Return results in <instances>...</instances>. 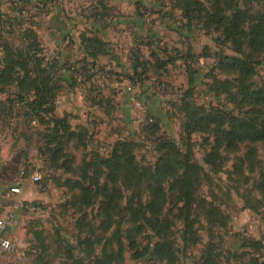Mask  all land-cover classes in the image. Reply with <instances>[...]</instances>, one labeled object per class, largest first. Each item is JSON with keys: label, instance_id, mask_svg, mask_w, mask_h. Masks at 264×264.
I'll return each instance as SVG.
<instances>
[{"label": "rangeland", "instance_id": "rangeland-1", "mask_svg": "<svg viewBox=\"0 0 264 264\" xmlns=\"http://www.w3.org/2000/svg\"><path fill=\"white\" fill-rule=\"evenodd\" d=\"M15 6L9 0H0L5 16L19 15ZM239 6L245 11L235 17ZM18 8L23 9L24 27L34 32L31 41H36L38 47L34 52L43 59V65L48 68L58 61L54 81L60 88L52 113L67 116L70 126L79 133L67 148L75 159L74 168L81 166L84 159L98 158L97 154L109 156L118 140L135 144L137 162L155 165L168 150L160 151V142L174 141L183 152L179 161L186 162V154L191 151L190 161L199 167V190L194 196L193 208L203 205L205 197L221 205L230 216L227 228L214 229L215 241L224 236L228 250L232 248L228 246L242 243L241 238L235 237L237 233L262 238L264 142L217 148L210 133L195 132L190 138L185 124L186 101L181 102V99L194 87L193 99L198 105L226 106L236 113L248 111L252 115H263V106H239L240 97L232 103L227 94L218 95L213 88L218 86L219 80L237 84L236 74L231 67L225 68L229 64L223 59L225 55H235V43L228 39V34L237 35L234 26L242 25V34L237 36L242 43H247L251 25L264 12V0H31ZM96 12L102 15L98 21L93 17ZM83 36H97L105 50L97 61L100 70L94 80L86 83L81 82L84 77L80 72L74 74L68 70L85 58L89 43L84 44ZM12 39L16 44L22 41L20 36ZM154 48L160 62L172 58L174 62L167 68H158L156 58L150 57ZM188 51L200 55L199 63L192 66L198 71L194 74L196 82L191 86V74L178 55V52L187 55ZM137 53L143 65L138 75H134L136 60L133 58ZM259 57L262 64L251 79L256 89L264 84V52ZM148 60L154 67L145 63ZM128 74L136 77L135 82L127 79ZM15 91L17 87L12 86L0 92L1 106L7 113L8 96L12 94L16 100L13 110L0 119V154L4 150L8 159L3 175L9 185L18 186L21 177L33 181L34 189L40 194L21 205H30L35 214L33 221L41 222L33 229L34 243L24 246L32 249L27 261L20 262L13 255L3 254L0 262L98 264L109 256L110 264H157L151 251L158 239L157 232L151 228L155 216L149 211L144 213L145 217L135 215L136 210L129 204L132 195L138 197L137 194L143 195V201L147 202L149 188L143 186L134 195L133 190L128 191L120 182L116 188L108 184L103 167L96 174L89 171L91 177L83 181L80 172L66 168L68 164L64 167L52 163L49 154H42L45 126L29 124ZM50 117L45 114V118ZM149 117L159 124L156 132L151 126L153 122L147 120ZM78 127L87 130H78ZM173 159L172 166L176 161L174 154L171 161ZM178 168L180 173L182 168ZM25 169L28 176L24 177ZM34 175H38L39 180H33ZM169 185L166 182L165 188ZM167 196L162 215L174 221L173 237L183 249V219L175 206L178 195ZM5 203L11 204V200ZM248 212L252 220L247 218ZM146 215L151 223L139 233L138 225L144 224ZM207 223L206 219L197 223L202 242L192 246L187 256L178 252L180 261L176 264H194L199 258L204 244L211 240ZM250 223H253L252 228ZM81 239L87 241L81 243ZM261 253L264 254V245ZM239 261L247 262L248 257L231 262L238 264Z\"/></svg>", "mask_w": 264, "mask_h": 264}, {"label": "trees", "instance_id": "trees-1", "mask_svg": "<svg viewBox=\"0 0 264 264\" xmlns=\"http://www.w3.org/2000/svg\"><path fill=\"white\" fill-rule=\"evenodd\" d=\"M9 2L16 4L14 9L19 12V15L14 13L13 16H5V11L0 8V92L16 86L18 89V91H15L16 99L23 105L29 124L31 126H45L46 133L43 143L45 146H42L45 151L42 154H49L52 163L55 165L61 164V166L65 167L68 164L66 168L80 172L83 181H87L91 177V171L94 173L99 172L103 167L107 183L113 185L114 188L120 182L126 186L128 191L133 190L135 195V192L141 187H148L149 200L147 202L143 201V195L137 194L138 197H133L132 195L129 204L136 210L135 215H144L145 212L149 211L155 216L151 228L157 232L156 236H158V239L154 241L151 251L158 261L157 264H176L180 261L178 252H184V255L187 256L188 250L192 246L200 244L202 238L199 234L197 223L200 224L202 219H206L208 222L207 226L211 232L209 235L211 240L204 244L202 252L199 258L194 261V264H232L231 261L233 259L240 260L245 256L248 257V261H239L238 264H264V254L261 253L262 245H264L262 238L255 239L254 237H245L242 233H237L235 237L241 238L242 243L238 246L230 245L228 247L232 248L228 250L225 249L227 241L224 236L219 238L217 242L215 241L217 237L214 234V229L227 228L230 216L222 209L221 205L213 204L205 197L203 198L205 200L203 205L194 206L193 208L195 203L194 196H197L199 190L197 188L200 176L199 167L197 164L191 163V151L186 154V162L179 161L183 152H181L180 147L174 141L160 142L159 150L166 148L168 150L159 157L155 165L146 166L137 162L134 152L135 144L127 140H118L109 156L100 157L97 154L98 158L94 156L90 159H84L81 166L74 168L76 166L75 159L71 158L67 148L71 140L79 137V133L77 129H73L70 126L67 116L60 117L52 113L56 108L55 100L60 88L57 85L58 83L54 81V71L58 61H55L47 68L43 65V59L34 52L38 47L36 41H31L32 37H34V32L32 29L24 27L22 22L24 17L21 13L23 9L18 8L27 5L31 0H9ZM46 4L45 2L44 5L46 6ZM244 11L239 6L235 17L238 14H243ZM93 17L98 21L102 15L99 16L96 12ZM234 28L238 32L237 35L242 34V25H235ZM237 35L228 34V39L235 43V47H233L235 55H225L223 57L229 64L225 68L231 67V71L236 74L237 84H229L227 79L219 80L218 86L213 88V91L218 93V95L227 94L232 103H236L240 97L237 103L239 106L264 107V84L256 89L251 83L256 69L262 64L259 56L264 52V12L260 15L258 21L251 25V30L246 36V38L249 37L247 43L246 41L242 43ZM17 36L22 39L20 44H16V40H11L12 37ZM82 40L84 44L89 43L87 44V49L82 46L84 50L86 49V52H84L85 58L77 62V64L68 67V70L74 74L80 72L84 80L76 75L77 82L80 79L81 82L86 83L94 80L98 73L97 71L100 70L97 61L105 50H102L104 43L97 36H83ZM90 44H93V46H88ZM150 44L152 45L153 43L151 42ZM158 54L154 48L150 55L151 58H156L159 63L158 68H167L170 62H174L173 58L172 60L160 62ZM178 55L184 60L187 71L191 74L189 79V86H191L196 82L194 74L198 71L192 66L195 63H199L200 55L191 51H188L187 55H182V52H178ZM140 57L139 53H137L135 58H133L136 60L134 75H138L137 71L143 65ZM89 58H92L93 61H89ZM145 63L154 67L152 61L148 60ZM127 77L133 82L136 80L133 75L128 74ZM61 78L63 80L62 76ZM194 91L195 88L190 87L187 90L186 97L183 96L181 99V102L186 101L184 109L186 113L185 124L190 138L195 132L210 133L215 138L217 148L236 146L238 143L243 142H264V112L262 116H259L249 114L248 111L236 113L226 106L223 108L215 107L214 105L209 107L198 105L194 103ZM14 98L12 94L8 96V113L13 110L16 104ZM1 104L2 102L0 101V119L3 115L8 114ZM45 114H50L51 117L45 118ZM147 120L153 122L151 117ZM151 126L156 132L159 124L153 122ZM79 129L86 128L78 127ZM80 139L82 140V138ZM172 154L176 156L174 166H172L174 159L171 161ZM178 167L182 168L180 173H178ZM23 171H25L24 177L28 176V171L26 169ZM166 182L170 184L169 188H165ZM76 184H79V182H76ZM81 188L87 192L85 186L82 185ZM167 194L178 195L175 206L178 208L180 218L183 219V249L173 237L172 225L174 221L166 219L167 216L162 215L163 207L167 204ZM84 197L87 200L88 195L86 194ZM255 209L258 211L256 207ZM147 223H151V219L146 215L144 224L138 225L140 226L139 233L143 231ZM85 241L87 240L81 239V243H85ZM110 259L107 256L104 261H99L98 264H110Z\"/></svg>", "mask_w": 264, "mask_h": 264}, {"label": "crops", "instance_id": "crops-1", "mask_svg": "<svg viewBox=\"0 0 264 264\" xmlns=\"http://www.w3.org/2000/svg\"><path fill=\"white\" fill-rule=\"evenodd\" d=\"M7 160H8L7 156L4 154V150H3L2 153L0 154V215H3L5 213L3 209V204L5 203V201L11 200V202L18 203V208H17V222L12 229H9L8 231L4 232V236L11 238L20 248L30 253L32 249L30 247L28 249L27 247L24 246L34 243L33 229H37L38 226L36 225H38L41 221L34 222L33 221L34 220L33 216L35 215L33 213L34 209L32 207L27 206V204L21 205V203L34 200L37 196H39L40 193L34 189V183L31 179L21 177L19 178L20 183H17L21 191L18 194L16 193L13 194L11 192V188L15 187L16 184L9 185V180H7L6 177L3 175L4 167L7 163ZM248 217L251 219V215L249 214V212L247 213V218ZM247 218L246 221L249 220ZM253 223H250L249 227L252 228ZM246 224H248V222ZM41 229L43 228L40 227V230ZM41 232L42 231H40V233ZM261 237L262 239H264V230L262 231ZM1 255L3 254H0V259H1ZM0 264L3 263L0 262Z\"/></svg>", "mask_w": 264, "mask_h": 264}, {"label": "built area", "instance_id": "built-area-1", "mask_svg": "<svg viewBox=\"0 0 264 264\" xmlns=\"http://www.w3.org/2000/svg\"><path fill=\"white\" fill-rule=\"evenodd\" d=\"M22 174H25V171H22ZM33 180H39V176L34 175ZM20 191L21 189L19 186L11 188V192L13 194H18ZM27 206L31 207L30 205ZM17 208L18 203L16 202H11V204H3L5 213L0 215V254L14 255L18 261L25 262L28 260L29 253L20 248L11 238L4 236V232L12 229L17 222Z\"/></svg>", "mask_w": 264, "mask_h": 264}]
</instances>
